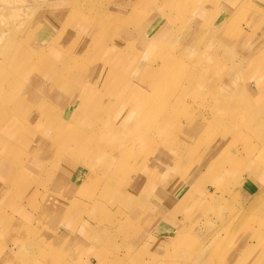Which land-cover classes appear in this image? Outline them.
Segmentation results:
<instances>
[{
    "label": "crops",
    "instance_id": "obj_1",
    "mask_svg": "<svg viewBox=\"0 0 264 264\" xmlns=\"http://www.w3.org/2000/svg\"><path fill=\"white\" fill-rule=\"evenodd\" d=\"M90 1H57L60 10L62 6L64 9L66 5L72 6L73 13L69 10L64 14H73V24L62 23L60 19L48 24L44 30V49L47 43H55L51 49L55 50L62 38L60 44L68 52H61L51 60L59 61L60 69L65 63L62 57H75L84 49L83 64L78 63L77 71L87 75L80 78L81 74L75 75L71 81L76 84L74 89L68 94H58L51 104L55 112H59L66 100H78L85 89L90 97L98 91L107 96L98 107L80 115L87 121L93 118L96 121L103 111L105 114L112 111L113 105L107 104L110 98L107 86L104 87L99 79H92L94 66L111 51H118L119 57L114 63L118 64L120 72H125L124 77L131 83V88L148 92L146 86L153 78L163 76L161 63L168 57L164 44L174 30L167 21L171 18L167 10L175 8L179 0H112L109 7L89 13L90 25L83 22L77 25L76 21L82 16L81 12H86ZM229 1L216 13L204 7L190 12L193 13L185 33H197L202 27L211 43L207 42L205 48H195V51L190 49L185 60L187 68L176 70V76L180 75L176 81L183 77L180 82L185 97L193 94L203 97L207 85L226 78L229 81V74L246 75L250 67L258 65L257 55L264 52L259 48L256 53V43H246L244 47L241 39L230 38L239 30L234 26L226 30L224 25L233 24L242 0ZM256 1L247 0V17L257 16L249 7L251 4L260 12L257 17L264 21V0ZM242 29L246 35H252L250 28ZM244 39L248 40L247 37ZM213 49L216 54L211 53ZM111 61L114 60L109 63ZM43 77L41 81L46 88L54 86L52 78ZM189 78H192V84L188 83ZM73 110L75 107L72 106L68 114ZM207 125V119H203L196 126H186L182 138L170 132V125L166 138L155 140L154 151L151 144L145 142L139 153L114 158H97L91 153L84 155L73 148V143L69 147L63 140H59L63 155L50 152V156L44 158V148L60 146L57 142H48L46 138L52 132L45 133L47 129L42 136L45 145L42 144L43 149L39 151L43 156H28L23 149L19 154L17 151L11 153L7 148V154L0 155V264H65L74 255L84 258L83 264H144L147 261L145 254H151L155 260L164 240L170 239L174 243L186 240L181 228L193 217L190 215L192 208L205 204L214 194L220 198L228 177L235 178L233 184H237L244 200L253 206L264 194V171L258 174L254 168L255 160L240 156L231 159V164H237L243 170L246 165L250 166L244 172L232 171L231 166L222 167L217 149H201V138ZM40 135L42 133L37 130L27 136L32 148L40 145ZM56 156L58 159H54ZM179 157L183 164L177 171L174 164ZM195 159H201L202 163L189 167L188 162H195ZM38 162L42 163L43 169L45 166V171L40 170ZM176 181H182L181 187L176 186ZM63 248L67 249L66 255L62 254L54 261ZM64 256H67L65 260Z\"/></svg>",
    "mask_w": 264,
    "mask_h": 264
},
{
    "label": "rangeland",
    "instance_id": "obj_2",
    "mask_svg": "<svg viewBox=\"0 0 264 264\" xmlns=\"http://www.w3.org/2000/svg\"><path fill=\"white\" fill-rule=\"evenodd\" d=\"M57 1L62 0H0V91L5 92L3 96L6 98L3 106H0V110H11L16 115V120L22 124L26 123L28 119L34 120V116L37 115L34 109L41 110L46 104L44 98H41L36 105L38 108H36L29 99L28 94L24 93V90L26 92L36 91L35 94H38L40 90L35 84L39 78L47 76L52 78L48 79L52 80L54 86L47 87L46 92L49 94H46L49 99H53L51 96L57 98L59 97L58 94L62 93L63 95L65 92L74 89L76 84L71 82L72 78L83 73L77 71L78 63L83 64V48L75 57H62L65 62L63 69H60L59 61L45 62L49 68H46V70L44 68L39 69L44 60L51 61L58 57L57 54L68 52V49L63 48V45L60 44L62 38L54 47L55 50H51L55 43H47L45 45L47 48L44 49L46 38L42 33H44L48 24L52 25V22L56 23L59 19L62 23L65 22V24L71 26L73 24V14H68L69 18L68 15L64 14L69 10L73 13L72 6L66 5L65 9L62 6L60 10L57 7ZM111 1L91 0L89 7L85 9L86 12H81L82 18L80 17L76 21L77 25L80 22L90 25L92 19L89 18V13L93 14L99 12L101 8L109 7ZM253 1L257 3L256 0ZM227 2L230 1L179 0L175 8L167 10V14L171 17L167 21L172 24L174 30L168 35L167 41H165L166 44H164L168 57L166 61L161 63V70L165 74L162 76L163 91L160 92L162 97H158L160 107L157 106L158 103L153 105L152 101L146 103L148 98L144 101L139 97L140 94L143 95L142 90L131 88V83L126 81L124 77L125 72H120L118 64L114 63L118 60V51H111L112 53L108 54L107 58L103 57V61L101 60L100 63L94 66L98 76L93 73L94 77L92 79H99L103 82L104 87L107 86L106 90H108V96L110 97L107 104L109 106L113 105V109L106 114L103 111V114L96 121H94V118L90 121L85 120L88 126L86 129V143L90 135L93 136L92 131L97 136L96 141H93V144L90 145V150L102 149L101 155L110 158L116 155H135L140 152L143 144L148 142L147 144H151V149L154 151L157 147V144L154 143L155 140L163 141L166 138L165 136L169 132L167 130L170 128L169 125H171L170 132L182 138L186 126H196L200 120L207 119L208 125L201 138V149H217L222 167L223 165L225 167L231 166L229 168L232 171L242 173L245 169H248L247 167H250L246 165L243 170L237 164L236 166L231 164V159L238 156L244 159H254V168H256L254 170L258 174L264 171V52L259 56L257 55L258 65L250 67L246 75L229 74L231 75L229 81L226 78L227 81L207 85L204 88L203 97L198 93V95L193 94L185 97V89L180 82L183 77L180 78V81H176L177 77L180 76L178 74L176 76V70L178 71L181 67L187 68L185 60L187 61L186 57L190 53V49L195 51V48H205L207 42L211 43L210 37L207 36L206 30L202 27L197 33L193 31L191 35L189 32L185 33L189 16L193 13L190 12L195 11V8L204 7L205 10L216 13ZM246 2L247 0L241 1L233 24H225L224 26H226V30L230 26L237 27L239 32L234 36H230V38L241 39L244 47H246V42L252 45L256 43L254 47L258 48L257 52L255 51L258 54L259 48L264 49V21L257 17L260 12L251 4L249 7L257 16L255 18L247 17ZM85 13L87 14L83 16ZM243 27L250 28L252 35H246L242 29ZM38 32L42 33L39 34ZM246 37L248 40L244 39ZM185 43L188 47L184 46ZM151 45L153 46V43ZM23 46L28 50L33 49L31 53L34 54L23 51ZM46 50L44 59L37 61L39 59L37 54ZM211 53L216 54V49H213ZM111 59L114 61L109 63ZM42 65L44 66V63ZM29 68L36 69L31 76L32 81L31 83L22 84L23 91L17 92V86L13 87L14 73L17 70ZM169 72H171V75H168ZM188 81V83H193L192 78H189ZM87 94L88 91L85 89L77 102L90 97ZM93 95H96L100 100L96 99V102L88 100L85 101L84 105L81 104L84 108L82 114H88L89 109L98 107L103 98L107 96L100 94L98 91ZM144 95H146V92ZM151 95L153 94L151 93ZM73 101L75 100H66V103L70 105ZM16 109L17 111H15ZM51 109H54V107H51ZM128 115L129 119L126 120ZM68 120L69 118L66 119L61 114L55 120L54 125L58 122V126L64 127ZM159 126L162 127L161 130ZM106 127L111 129L105 130ZM47 131L52 132L46 138L48 142L54 141L60 144L58 149L63 153V145L59 142V135L64 132L63 128L46 130L45 133ZM40 132L42 135L38 137V140L40 138L41 141L44 132ZM86 145L81 146L80 144L78 147L85 150ZM183 146L182 144L179 148L181 152ZM14 149H23L24 151L21 143L17 144ZM74 149L77 151V148L74 147ZM17 151L19 152V150ZM52 153L57 154L58 152L52 151ZM55 158L58 159L57 156ZM194 158H197V156ZM201 163V159H195V162L190 161L188 165L192 167ZM182 164L183 160L179 157L174 164V170H180ZM206 171L211 172L209 169H206ZM246 179L251 180L250 178ZM234 180L235 178L231 177L225 179L226 184L221 189L220 198H216L214 194L210 196L205 204L192 208L190 215L193 217L188 218L181 228L186 240L184 238L183 241L175 243L174 241L171 242L170 239L164 240L161 245L162 249H160L155 260L150 257L151 254H145L147 261L145 260L144 264H150V262L151 264H264V194L261 195L262 199H257L253 206H249L241 195L237 184H233ZM136 182L139 181L136 180ZM180 182L182 184V181H176L175 183L178 188L181 187ZM208 185L209 182L206 183V186ZM210 187L214 189L212 186ZM128 195L131 196V193H128ZM190 234L192 236L187 237ZM66 248L60 250L61 253L59 252L54 261L59 257L61 258L62 254L66 255ZM66 258L67 256H64V260ZM82 259L84 258L74 255L65 264H83L84 260Z\"/></svg>",
    "mask_w": 264,
    "mask_h": 264
},
{
    "label": "bare ground",
    "instance_id": "obj_3",
    "mask_svg": "<svg viewBox=\"0 0 264 264\" xmlns=\"http://www.w3.org/2000/svg\"><path fill=\"white\" fill-rule=\"evenodd\" d=\"M41 33H39V34H41ZM42 34L44 35V33H42ZM15 48H18V47H15ZM23 51H26L27 53H31V51H33V49L28 50V48L23 46ZM43 52H40L38 54L36 53L38 58H39V59H37V61H39L40 59H44V53ZM31 54H34V53H31ZM26 62H28V61H26ZM51 62L52 61H49V62H46V63H51ZM43 63H44V66L42 65ZM46 63L43 61L40 64V68L39 69H43V68H44V70H46V68L48 69L49 67H47ZM35 70H36L35 68H29V69H26V70H17L16 71L17 74L14 73V78L12 79L13 80V87L17 86L16 87V91L17 92L23 91L22 86H21L22 84H25V83H28V82L31 83V81H32L31 80L32 79L31 76H32V74H33V72ZM93 73H96L95 75L98 76V73H97V71L95 69H93V71L91 72V74H93ZM85 74L86 73L83 72L80 77H84ZM164 74H165V72L163 73V75ZM42 78H44V77H42ZM41 80L42 79L39 78L37 80L36 84H35L37 86L38 90H40V91H38V94H35L36 91H33V92H28L27 91L26 92V90H24L25 91L24 93L28 94V96L30 97L29 99L33 102V105H35V107H36L37 103L40 101V99L45 97V99H44L45 102L44 103H46V104H44V108H42L41 110L40 109H34V111L37 112V115L34 116V120L33 119H28V121H26V123L22 124V123H19L16 120V115H14L11 112V110H7V111H1L0 110V154H2V156L6 155L7 154V148H9V150H11L10 151L11 153H13L14 151H17V150L20 151V149H14V148H15V146L17 144L21 143L28 156L30 154H35L36 157L38 155L41 156L42 154H39V151H41V149H43L42 148V144H44V142L41 140L39 146H36V147L32 148V146L29 145V141H28L27 136L30 137L32 132L33 131H37V130L44 132V129L45 130L46 129L47 130H58V129L63 128L64 132L60 133V135H59V139L60 140H63L65 143L67 142L66 144H68L69 147L73 143V145H75L74 147L77 148L78 150H80L84 155H87V154L91 153L95 157L101 158L102 157V155H101L102 149H98V150H96L97 148L94 149V150H90L89 149L90 145L93 144V141H96L97 136L94 135V131H92L93 136L90 135V138H88L89 140L86 143V141H85V138H87L86 137V129L88 128V126H87V124L85 122V119L80 116L82 114L83 110H84L82 105H84L85 101L90 100L92 102V100H93V101L96 102V99L100 100V98H98L96 95H94L93 97H86L83 100H79V102H77V100L73 101L71 103L73 105H71V104L68 105L66 103V101H65L66 105L63 106L61 111L55 112L54 109H51V107H53V106L50 105V104L54 101V99L56 100L57 98H55L53 96H51L53 99H49L48 98L47 94H49V93L46 92V86L44 85V83ZM79 83H81V82H79ZM23 88H24V86H23ZM146 88L147 89H145V91H148V92H146V95H144L145 92L142 91L143 95L140 94L139 97H141L144 101L148 98V101L146 103L152 101L153 105H156L158 103V97L159 98L162 97V94L160 93V92L163 91L162 77L160 79L153 78V82L151 84L147 85ZM151 93L153 95H151ZM4 94H5V92L3 90L0 91V106H3L4 102L6 101L5 96H3ZM142 96H144V97H142ZM220 101H219V103H220ZM68 106H69V108L66 109V107H68ZM72 106L75 107V110L71 111V113L68 114V110L70 108H72ZM157 106H159V103L157 104ZM36 108H38V106ZM57 110H59V109H57ZM15 111H17V109ZM61 114L63 115L64 118H66V119L69 118L67 124L64 127H60V126H58L59 123L57 122L56 123L57 125H53L52 126V124H54V122L57 119V117L59 115H61ZM6 118H8V119H6ZM128 119H129V115L127 116L126 120H128ZM64 128H68V129L65 130ZM109 129H111V128L110 127H106L105 130H109ZM159 129L161 130L162 127L159 126ZM70 130H72V131H70ZM78 134H79V137L77 138ZM80 144H81V146H84L85 144H87L85 146V150H83L82 148L78 147ZM46 146H48V145H46ZM86 147H88V148H86ZM48 148H44V158L47 157V156H50V152H52V151H57L58 152L55 155H60L61 154V151L58 149V147H56V145H49ZM71 150L73 151V149H71ZM175 152L176 151H173V153H175ZM18 154H19V152H18ZM62 155H63V153H62ZM117 156L119 157V156H123V155H116V157ZM114 157L115 156H112L111 158H114ZM40 164H42V163L38 162L40 170H42V171L44 170L45 171V166H44V169H43V165H40ZM82 187H83V185H82ZM2 189H3V187H2Z\"/></svg>",
    "mask_w": 264,
    "mask_h": 264
}]
</instances>
